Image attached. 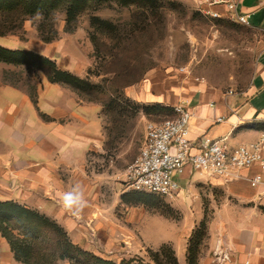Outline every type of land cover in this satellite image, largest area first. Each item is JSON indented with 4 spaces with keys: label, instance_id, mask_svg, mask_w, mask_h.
I'll return each mask as SVG.
<instances>
[{
    "label": "crops",
    "instance_id": "0c3cea01",
    "mask_svg": "<svg viewBox=\"0 0 264 264\" xmlns=\"http://www.w3.org/2000/svg\"><path fill=\"white\" fill-rule=\"evenodd\" d=\"M239 12L247 16V27L264 35V0H243ZM0 46L20 49L5 37ZM56 87L48 83L32 100L22 88L0 82V201L52 219L71 243L98 257L119 261L167 245L178 264H186L187 242L205 201L210 220L197 264H264V172L258 166L229 181L187 168L177 178L179 192L166 199L180 219L152 214L123 191L104 193L88 176V152L102 141L99 109L55 94ZM179 91L174 103L185 102L193 145L257 142L264 137V44L240 92L200 84H183ZM254 174L262 178L257 187L248 182ZM0 264H19L2 237Z\"/></svg>",
    "mask_w": 264,
    "mask_h": 264
},
{
    "label": "rangeland",
    "instance_id": "374dc122",
    "mask_svg": "<svg viewBox=\"0 0 264 264\" xmlns=\"http://www.w3.org/2000/svg\"><path fill=\"white\" fill-rule=\"evenodd\" d=\"M162 1L174 5L165 4L158 19L135 13L129 18L125 10L117 9L95 12L101 19L111 21L118 28V35L128 23L129 40L110 50L109 42L103 38L99 41L107 48L94 50L88 38V14L79 17L71 33L64 32L63 16L57 15L53 25L56 39L50 43L39 39V17L24 20L12 34L4 36L8 44L20 48L17 50L43 55L57 68L98 85L92 94L96 102L82 100L60 84H56L55 94H68L99 109L102 141L88 152L86 171L90 178L98 180L104 193H129L124 190L126 169L142 145L145 124L171 119L168 108L172 109L181 85H211L223 92H240L247 87L264 44V35L254 29L208 20L199 12L195 0ZM134 80L137 81L133 83ZM0 82L22 88L32 100L49 83L36 67L4 62H0ZM109 99L117 101L126 112L120 116L116 110L101 106L108 105ZM181 103L185 105L184 101L174 104ZM130 193L154 197L164 210L151 208L152 214L160 212L172 221L180 219L179 211L169 208L167 198ZM127 259L152 264L147 252Z\"/></svg>",
    "mask_w": 264,
    "mask_h": 264
},
{
    "label": "trees",
    "instance_id": "16d2710c",
    "mask_svg": "<svg viewBox=\"0 0 264 264\" xmlns=\"http://www.w3.org/2000/svg\"><path fill=\"white\" fill-rule=\"evenodd\" d=\"M165 4L174 5L162 0H0V37L12 34L24 20L39 17L40 21L36 27L39 39L43 43H50L56 39L53 25L57 15L63 16L64 32L71 33L76 28L79 17L88 14L90 27L88 38L94 50L99 52L101 46L107 48L99 41L100 38L109 42L110 50L119 48L122 43L129 40L131 31L126 30L128 23H124L122 34L118 35V28L111 21L94 15L95 12L102 9H117L125 10L129 18L135 13L143 18L151 15L158 19ZM109 50L107 53L111 54ZM0 62L36 67L43 72L49 83L64 85L78 98L96 102L92 94L98 90V85L87 83L57 68L52 60L43 55L0 46ZM136 81L134 80L133 83ZM101 106L116 110L115 112L120 116L126 112L117 101L113 100H110L108 105L102 103ZM168 110L173 118V110L171 108ZM125 194L130 195L131 200L136 204L164 210L152 196L133 195L130 192ZM203 211L202 219L187 242L186 264H197L207 238L210 216L207 214L205 201H203ZM0 237L6 240L13 259L19 264H58L59 261L64 260L69 264H150L143 260L121 259L115 262L98 257L71 243L65 231L52 219L13 201H0ZM146 252L152 264H178L173 251L167 245L161 246L156 251L147 249Z\"/></svg>",
    "mask_w": 264,
    "mask_h": 264
},
{
    "label": "built area",
    "instance_id": "2783aa9c",
    "mask_svg": "<svg viewBox=\"0 0 264 264\" xmlns=\"http://www.w3.org/2000/svg\"><path fill=\"white\" fill-rule=\"evenodd\" d=\"M242 1L195 0L199 12L210 21L247 26V16L239 12ZM172 110L174 117L171 119L146 122L142 145L126 169V192L171 199L179 192L177 178L187 168L194 173L227 181L255 165L264 172V137L251 145L235 147H227L221 140L193 145L188 138L190 115L185 105H175ZM248 182L251 187H257L262 183L261 175H252Z\"/></svg>",
    "mask_w": 264,
    "mask_h": 264
},
{
    "label": "clouds",
    "instance_id": "9594fccd",
    "mask_svg": "<svg viewBox=\"0 0 264 264\" xmlns=\"http://www.w3.org/2000/svg\"><path fill=\"white\" fill-rule=\"evenodd\" d=\"M69 199H70V197H69Z\"/></svg>",
    "mask_w": 264,
    "mask_h": 264
}]
</instances>
